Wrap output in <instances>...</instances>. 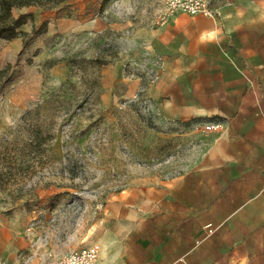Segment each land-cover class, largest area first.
<instances>
[{
  "label": "rangeland",
  "instance_id": "374dc122",
  "mask_svg": "<svg viewBox=\"0 0 264 264\" xmlns=\"http://www.w3.org/2000/svg\"><path fill=\"white\" fill-rule=\"evenodd\" d=\"M23 1L11 13L25 23L14 38H0V152H10L2 164L12 167L25 111L41 108L35 119L49 137L42 165L27 157L26 173L0 182V224L29 240L19 260L32 253L41 264L98 248L110 197L130 182L185 170L204 144L193 120L161 121L148 99L159 68L140 30L155 27L161 0ZM229 1L208 0L214 10ZM126 78L140 79L131 97Z\"/></svg>",
  "mask_w": 264,
  "mask_h": 264
},
{
  "label": "crops",
  "instance_id": "0c3cea01",
  "mask_svg": "<svg viewBox=\"0 0 264 264\" xmlns=\"http://www.w3.org/2000/svg\"><path fill=\"white\" fill-rule=\"evenodd\" d=\"M140 34L162 60L147 88L159 119L193 120L204 147L185 170L110 197L95 264H264V0L178 13ZM139 88L126 78L124 95ZM24 240L1 223L0 264H19Z\"/></svg>",
  "mask_w": 264,
  "mask_h": 264
},
{
  "label": "trees",
  "instance_id": "16d2710c",
  "mask_svg": "<svg viewBox=\"0 0 264 264\" xmlns=\"http://www.w3.org/2000/svg\"><path fill=\"white\" fill-rule=\"evenodd\" d=\"M24 5H26V2L23 0H0V38H14L17 35V28L25 22L21 17H13L11 9L12 7ZM19 33L25 34L22 31ZM42 114L41 108H36L32 111H25L21 115L16 125L18 144L16 145V150H13L11 154L12 167L9 164L7 166H5V163L2 164V159L0 158V182L26 173L30 168L25 166V164L29 163L27 157L34 156L33 162L42 165V159L45 154L44 145L49 137V134L44 130L43 124L38 119H35L36 116H41ZM9 154L10 152L5 154L0 152V157L9 156Z\"/></svg>",
  "mask_w": 264,
  "mask_h": 264
},
{
  "label": "built area",
  "instance_id": "2783aa9c",
  "mask_svg": "<svg viewBox=\"0 0 264 264\" xmlns=\"http://www.w3.org/2000/svg\"><path fill=\"white\" fill-rule=\"evenodd\" d=\"M178 13L211 16L215 14V10L211 8L208 0H161L160 7L155 11L153 22L155 26H161ZM152 57H154V63L160 69L162 67L161 58L159 56ZM204 229L207 236L214 232L211 223L205 224ZM97 257V246L87 244L59 258L48 256L41 264H95ZM33 259V254L27 253L20 258L19 264H32ZM180 262L185 264V259H180Z\"/></svg>",
  "mask_w": 264,
  "mask_h": 264
}]
</instances>
